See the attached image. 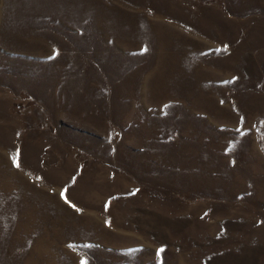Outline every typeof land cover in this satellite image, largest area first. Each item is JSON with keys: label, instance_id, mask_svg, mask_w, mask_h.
Listing matches in <instances>:
<instances>
[{"label": "rangeland", "instance_id": "1", "mask_svg": "<svg viewBox=\"0 0 264 264\" xmlns=\"http://www.w3.org/2000/svg\"><path fill=\"white\" fill-rule=\"evenodd\" d=\"M82 260L264 264V0H0V264Z\"/></svg>", "mask_w": 264, "mask_h": 264}, {"label": "snow or ice", "instance_id": "2", "mask_svg": "<svg viewBox=\"0 0 264 264\" xmlns=\"http://www.w3.org/2000/svg\"><path fill=\"white\" fill-rule=\"evenodd\" d=\"M14 166H19L18 164H15V162H14ZM61 196H62V198H65L64 197V192L62 191V193H61ZM162 251V250H161ZM81 264H87V262L86 261H84V260H82L81 261Z\"/></svg>", "mask_w": 264, "mask_h": 264}, {"label": "bare ground", "instance_id": "3", "mask_svg": "<svg viewBox=\"0 0 264 264\" xmlns=\"http://www.w3.org/2000/svg\"><path fill=\"white\" fill-rule=\"evenodd\" d=\"M34 211V210H33ZM37 229V228H36ZM37 235V234H36ZM37 244V243H36ZM44 244V243H43ZM38 246V245H37ZM44 246V245H43ZM35 247H36V245H35ZM41 247V246H40ZM41 250V249H40Z\"/></svg>", "mask_w": 264, "mask_h": 264}]
</instances>
